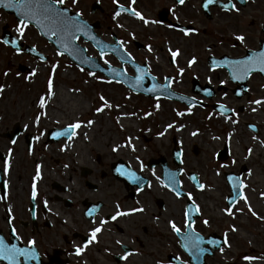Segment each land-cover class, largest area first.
Segmentation results:
<instances>
[{"label": "flooded vegetation", "instance_id": "1", "mask_svg": "<svg viewBox=\"0 0 264 264\" xmlns=\"http://www.w3.org/2000/svg\"><path fill=\"white\" fill-rule=\"evenodd\" d=\"M94 2L96 10L92 8ZM74 4L77 7L74 11L81 9L80 14L86 20L97 22V30H104L98 34L107 43L127 46L133 61L128 63L126 57L119 59L112 52L105 53L104 58L113 57L116 62L111 64L140 76L142 86L139 87L149 90L155 82L162 90L182 97L147 95L121 83L147 105L145 116L141 118L146 124H137L142 132L141 141L146 145L144 153L139 154L140 149L126 150L110 130H106L112 125L108 122L111 119L105 122L103 133L94 132L97 121L79 115L62 125L47 124L40 117L37 122V117L29 115L30 101L25 95L26 87L29 89L26 79L34 69L28 63L23 65L30 69H1L0 240L9 247L15 245L28 251L27 257H16V264H217L212 260L221 248L210 249L208 254L205 251L212 245L208 241L221 234L206 231L198 205L181 185L183 177L191 180L190 172L198 171L190 168L189 156L177 146V138L172 137L174 147L170 149L155 151L150 146L152 124L148 116L156 113L155 110H164L163 122H180L179 119L185 118V110L197 109L200 115L194 121L205 126L206 132L216 133L213 125L224 119L244 122L249 129L258 132L253 118L257 112L254 109L264 106V72L254 64L252 71L244 75L231 62L264 51V0H215L207 7H204L205 0H184L183 4L178 0H135L134 3L94 0L90 12L99 14L98 19L84 15L85 0ZM81 4L83 7L78 8ZM223 4H229V9L224 10ZM231 4H235L238 11L232 9ZM120 6L135 8L150 22L145 24L130 10L115 16ZM120 17L124 22L115 23ZM10 26L5 24L3 30L21 35ZM237 36H243L244 40H237ZM19 38L25 45L35 46L45 57H35L25 51H16L18 54L41 63L50 61L44 50L46 45L39 44L40 48L24 35ZM0 40L3 42V36ZM172 52H177L175 58ZM102 62L107 67L110 64L104 59ZM138 67L142 71L138 72ZM234 72L237 76L243 75V79H233ZM258 99L261 104L252 103ZM33 105L36 106V102ZM220 105H224V109ZM141 110L139 107L138 111ZM154 121L160 120L155 118ZM74 123H79L80 127L75 129L76 134L71 139L55 135ZM155 127L157 124L154 131ZM6 163L7 172L4 171ZM129 172H134L139 180H130ZM166 172L178 175L179 197L167 185ZM154 180L160 181L158 185H153ZM33 184L35 199L32 198ZM155 191L179 202L171 204L164 197L155 196ZM150 196H154L153 200L148 199ZM190 200L200 212L192 219V229L201 238L198 244L203 251L193 246L197 243L195 240L183 239L188 231L185 225L191 222L190 217L185 216ZM117 211L128 214L112 220ZM89 212L92 215H88ZM174 212L181 217H174ZM101 221L107 222L96 240L89 243L92 229L101 226ZM170 222L181 228L179 235L172 230ZM78 248L81 249L79 254ZM0 264L10 262L0 257Z\"/></svg>", "mask_w": 264, "mask_h": 264}, {"label": "rangeland", "instance_id": "2", "mask_svg": "<svg viewBox=\"0 0 264 264\" xmlns=\"http://www.w3.org/2000/svg\"><path fill=\"white\" fill-rule=\"evenodd\" d=\"M93 1L85 0L87 11L84 15L89 19H98L99 14L94 15L90 12ZM72 2L73 0H67L64 1V4L73 10H77L76 5H73ZM82 4L78 8L83 7ZM80 11L81 9L77 12L80 13ZM119 21L124 22V18L120 17L115 23ZM125 23L127 24V21ZM5 24H10V28H15L16 32H18L17 28L20 27L12 15L0 11V37ZM101 31L104 30H97V33H101ZM23 35L27 41L36 46L42 45L44 47L46 45L44 50H47L46 53L49 54L50 61L41 63L28 59L10 49L0 40V70L17 69L19 63H28L34 69L33 74L26 79L25 84L29 86V89L26 87L25 95L29 97V115L31 117L39 116L45 123L53 125H62L66 121H73L77 117L76 115L89 117L98 123L94 127L96 133H103L101 131L105 128V122L111 119L108 122L112 125L106 130H110L109 132L120 141V144L125 146L126 150L136 152L140 149L139 154L144 153L146 145L141 141L142 132L137 128V124H146L141 118L145 116L144 112L147 105L142 102L143 100L138 95L125 89L121 83L71 63L66 55L59 53L55 47L49 46L34 27L24 28ZM17 36L21 37L19 34ZM79 43L87 47L90 55L99 57L98 51L82 38L79 39ZM126 49H128L127 46ZM11 60L14 63L12 66L9 65ZM104 61L113 64L116 62L113 57H105ZM50 79L52 81L51 95L48 91ZM101 96L104 97V101L100 100ZM41 97L45 100L43 109L39 106ZM34 102H36V106L33 105ZM106 104L111 105V107H107ZM139 107L142 108L140 112L138 111ZM97 108H101L102 111L97 112ZM254 110L257 112L253 122L259 127L258 132L249 129L244 122L229 119H224L220 124L213 125V128L217 130L216 133L213 130L206 132L205 126L194 121L200 115L197 109L185 110L183 112L185 118L179 119L180 122L176 120L168 121V123L167 121L163 122L164 110H155L160 113H149L148 116L152 124L150 127V146L155 151L163 148L170 149L174 147L172 137L177 138L179 142L177 146L185 150L189 156L190 168L198 171L196 175L204 185L203 188L195 187L187 177L182 178L181 185L190 192L200 209L203 220L208 221L205 224L206 231H215L224 235L228 240L223 251H220L217 257L212 260L217 264H264V190L256 189L255 182H253L256 172L264 173V106L260 110L258 108ZM125 114L131 117L133 121L131 125H124L119 122L118 116ZM155 118L160 121L155 122ZM154 124H157L155 131L153 130ZM170 124L172 127L169 128L168 125ZM245 142L248 144L247 149L243 147ZM225 144L229 146L230 155L225 160H219L217 159V152ZM259 144L261 150L258 155L249 152V149ZM195 146L199 148L197 154L193 153ZM155 151L154 154L156 155ZM243 166L247 168L241 178L244 187L243 194L238 203L231 208L232 214L229 215L226 209L230 207L227 206L226 199L231 194V188L227 183L225 173L234 172L238 174ZM158 182L160 181L154 180L153 185H158ZM211 192V197H208ZM154 193L155 196L164 197L171 204L175 201L176 203L179 202L170 195L156 191ZM252 197L258 201V206H255L251 200ZM153 198L154 196H150L148 199L153 200ZM249 206L256 215L249 211ZM173 215L174 217H181V214L177 212H174ZM233 228L235 231L232 230ZM245 255L255 257V259L246 261L243 259Z\"/></svg>", "mask_w": 264, "mask_h": 264}, {"label": "snow or ice", "instance_id": "3", "mask_svg": "<svg viewBox=\"0 0 264 264\" xmlns=\"http://www.w3.org/2000/svg\"><path fill=\"white\" fill-rule=\"evenodd\" d=\"M77 0H73V3H76ZM117 2V0H114V3ZM132 3L135 2V0H131ZM179 3L183 4L184 0H178ZM215 0H205V4L204 7H207L209 4L214 3ZM60 4L63 5L64 4V0H0V6H2L3 8L6 9H14L15 12L17 13V15L19 17H21L19 24L20 27L17 28V31L23 35L24 32V28H26L28 26V22L29 21H35L36 24H38L41 28L47 29L45 34L51 33V35L53 36H57L58 37V42L59 43H63L65 44V48L67 49V43L66 41H73L75 40L76 37V33L81 31L83 28H85V25L80 24L75 17H68L65 15V10L64 9H60L57 8L56 5ZM230 7L232 9H235L238 11V9H236L235 4H231ZM222 8L224 10H228L229 9V4H223ZM131 11V14L137 18H139L140 20H142L145 24H148L150 21L147 20L141 13H139L138 11L135 10V8H131V9H125L123 6H120V11H117L115 13V16H119L121 14V11ZM151 23H156V21H151ZM183 31V29H182ZM87 34V33H85ZM185 34L187 35V32H185ZM237 40L239 41H243L244 37L243 36H237L236 37ZM3 43L7 44L9 43L8 40H4ZM11 43L15 44V41H12ZM19 50V49H18ZM149 50H151L149 48ZM104 55L103 50H101V56ZM177 55V52H172V56L173 58H175V56ZM256 57V58H254ZM190 64L192 63V61L189 62ZM233 64V66L237 67L239 70H241L244 75H247L248 73H250L252 71V66L254 64H258L259 65V71L260 72H264V51H260L259 53L254 54V56H250L245 60H236V61H232L231 62ZM137 71L140 72L142 71L139 67L137 68ZM182 71V70H181ZM141 79L140 76L136 77V81L139 82ZM233 79H243V75L241 76H237L236 73H233ZM223 83V81H222ZM160 87L159 85H153V87L151 89H149V91H156L157 88ZM48 91L49 94H52V81L51 79L48 82ZM101 101H104V97L101 96L100 97ZM252 103H255L257 105L261 104L262 101L261 100H255L252 101ZM39 106L40 108H44L45 107V100L43 97L40 98L39 101ZM107 107H111V105H107ZM220 107L222 109H224V105H220ZM97 112L102 111L101 108H97L96 109ZM225 111H227V109H225ZM182 113H178V115H180ZM41 115H43V113H41ZM36 121H39V116H37ZM89 124L92 123V121L88 122ZM80 124L79 123H74V124H70L67 126V128L64 131L61 132H57L55 133V135L57 136H68L69 139H71L76 133H75V129L79 128ZM168 127H172V125H168ZM195 134V133H194ZM161 135H163V133H161ZM249 152H251V149H249ZM4 171L7 172L8 171V166L6 163V166L4 168ZM118 172H120V169H117ZM128 178L130 180L133 181H138L139 177L136 176V174L134 172H129L127 173ZM37 176H39V169H37ZM193 180L196 179L195 176L192 177ZM229 179L231 180L232 178L229 177ZM173 183H176L175 181H173ZM200 188H203L204 185H199ZM233 187L235 188L236 185H233ZM173 191H175V194L179 197L181 195L180 191H178L175 187L173 188ZM36 197V187L35 184H33V190H32V198L35 199ZM190 198V196H189ZM245 202L247 203V198L245 197ZM45 206H47V202L45 201ZM10 211V210H9ZM133 212L135 211H142V209H132ZM249 211L252 212L251 207L249 206ZM226 212L231 215L232 214V210L231 208L226 209ZM128 213L126 212H121V211H117L115 213V215H113L111 217L112 220H115L118 216L121 215H127ZM253 215H256L255 212H252ZM88 215H92L91 212L88 213ZM185 216H188V213H185ZM107 221H101V226L95 227L94 229H92L91 231V236L89 239V243L93 242L96 240L97 238V234L99 232H101L102 230V225L104 223H106ZM205 224L208 223V221H204ZM171 224V228L174 232H176L178 235L181 233V228L178 227L174 222H170ZM185 227L188 229V231L184 234L183 239L186 242L189 241H193L195 240L197 243H194V247H196L199 251H203V249H199V244L198 242L201 240V238L196 235L192 230H191V224H186ZM233 231H235V229H232ZM30 244L34 243V241H29ZM208 243L210 244H216L217 242L214 240H210L208 241ZM224 243L227 244V239L225 238ZM185 247H188V244H185ZM221 251H223V248L220 249ZM77 254H79L81 252V249H77ZM18 255H24L25 257H27L29 255L28 251L25 249H20L17 248L15 245H12L11 247L5 245V243L3 242V240H0V257H2L5 260H9L10 264H16V257ZM243 259L246 261H250L252 259H255V257H251V256H243Z\"/></svg>", "mask_w": 264, "mask_h": 264}, {"label": "water", "instance_id": "4", "mask_svg": "<svg viewBox=\"0 0 264 264\" xmlns=\"http://www.w3.org/2000/svg\"><path fill=\"white\" fill-rule=\"evenodd\" d=\"M56 7L60 8V9H64L66 16L75 17V19L80 24L86 26L81 31L76 33L77 38L79 37V35H82L86 40H91L94 43V45L99 48L100 52H101V50H103V52L110 50V51L115 52L119 57L123 56V50H122L121 45L119 43H116L115 45H106L96 35V33L94 32V27L96 25H89V23L84 21L78 14L71 13L69 8H67V7L62 8V7H59L58 4L56 5ZM0 8H3V7L0 6ZM4 9L10 13L15 14L18 21H20L21 17H19L17 15V13L15 12L14 9H6V8H4ZM28 23L35 25L39 29V31L43 34V36L47 37L49 40H51L53 43H55V45L59 49V51L62 53H66L70 57L71 61L75 62L77 65L86 67L87 69L92 70V71L99 70L101 72H104L107 76H109L113 79L119 80V81H124L129 87H131L135 90H138V87L140 86V82H137L135 77L129 76L128 74L125 73V71L123 69H118V68H113V67H110L108 70L104 69L99 64V62L96 58H93L87 54L86 48L81 46L77 42V38L73 41H66V43L68 45L67 49H66L65 44L58 42L57 36L54 38V36L51 35V33L45 34L47 29L41 28L38 24H36L35 21H29ZM85 33H87V34H85ZM9 37H11V35H9L7 33V35L5 36V40ZM12 40L15 41V44L9 42L8 43L9 45H11L12 47H14L17 50L18 49L23 50L22 49L23 44L20 42L19 39L12 36ZM24 50L31 53V54H39V52H37V50L33 46H27ZM21 68H23V67H21ZM197 151H198L197 148H195L196 153H197ZM226 155H227V147H225V149L222 152H220L219 157L225 158ZM244 170H245V168H243L242 171H244ZM226 177H227V181L229 182V184L232 187V193H233L232 195L228 196V204H229V206H233L242 194L241 190H242L243 186H242V182H241V173L238 175H235L234 173H226ZM229 177H231L232 179L230 180ZM165 179H166L167 183L169 184V186H171L173 188L175 187L176 189L179 188V181L177 179V175H175L174 173L167 174ZM173 181H175L176 183H173ZM194 181L197 182V177ZM233 185H236V187L234 188ZM189 213H190L189 217L191 219V222H190V224H191L192 223V217H194L197 213L195 212L194 209L191 211V208L189 209ZM216 241L218 243L216 245V247L221 246L223 244V239L216 240ZM190 253L193 254V252H190Z\"/></svg>", "mask_w": 264, "mask_h": 264}, {"label": "bare ground", "instance_id": "5", "mask_svg": "<svg viewBox=\"0 0 264 264\" xmlns=\"http://www.w3.org/2000/svg\"><path fill=\"white\" fill-rule=\"evenodd\" d=\"M58 91V90H57ZM120 118V123L124 124V125H131L133 123L131 117L129 115H119L118 116ZM260 143V141H259ZM244 149H247L248 147V144L245 142L244 143ZM260 150H261V146L260 144L259 145H256L255 147H253L251 149V152L253 155H258L260 153ZM255 182V187L256 189L258 190H264V173H261L260 171L256 172L255 173V180L253 181ZM212 195V192L208 194V197H211ZM255 206H258V201L255 199V197H252V199ZM243 234H246V233H243Z\"/></svg>", "mask_w": 264, "mask_h": 264}]
</instances>
